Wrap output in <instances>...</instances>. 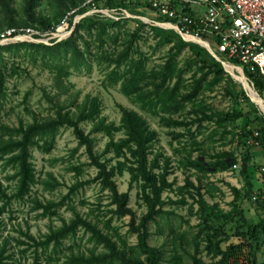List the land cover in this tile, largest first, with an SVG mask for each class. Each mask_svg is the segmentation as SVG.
I'll list each match as a JSON object with an SVG mask.
<instances>
[{
  "label": "trees",
  "instance_id": "16d2710c",
  "mask_svg": "<svg viewBox=\"0 0 264 264\" xmlns=\"http://www.w3.org/2000/svg\"><path fill=\"white\" fill-rule=\"evenodd\" d=\"M40 2L41 0H23L21 11L24 18L18 22L9 0H0V12L5 19L0 25V33L5 30L4 26L14 27L17 30L14 36L24 33L23 29L18 28L31 26L39 34L50 35L65 16L72 27L75 16L84 13L87 10L86 6H94L99 10L126 7V0H91L87 3L86 0H54L56 7L54 18L50 19L36 12ZM138 2L128 0V3ZM145 5L149 7L147 3ZM69 11L73 12L67 14ZM157 18L159 21H172L163 16ZM126 20L129 19L124 16L118 19L111 17L105 19L98 12L81 17L74 24L69 36L59 38L56 42L50 40L51 44L26 40L0 44V110L7 96L6 77L17 73V68L11 66L10 73L6 74V67L1 61L3 50H16L20 47L35 49L34 52L40 57L42 64L55 69V82L60 90L63 77L69 76L72 70L84 69L89 72L93 61H96L98 65L103 64V69L107 70L105 74L107 83L110 86L119 85L123 95L137 104L142 111L157 117L160 126L169 129L168 134L172 140L181 144L180 139L188 135L189 146L183 143L180 147L185 155L180 158L179 165L198 174L196 176L198 185L194 186L192 181L186 178L184 185L173 188L174 181L167 178L172 172V160L161 153L151 156L153 145L158 140V132L150 127L140 113L118 104L120 119L116 125L100 115L101 104L98 98L88 97L81 107H76V112L66 110L64 105L56 102L54 116L27 124L19 122L16 126L0 122V160L3 169L10 167L14 170L10 178L16 180L15 192L11 195H8L0 185V199L3 201L0 213L12 199H23L36 183L32 149L35 147L49 152L54 147L59 129L72 127L78 142L77 147H84L89 159L88 164L97 169L93 181H97L100 189L109 193L110 204L114 205L109 212L117 218L126 215L130 217L129 231L136 234L137 242L128 245L121 236L118 237L120 241L118 242L104 232L96 222L75 212L72 219L68 222L63 221L59 228L51 230L41 241H36L24 233L23 235L32 240L34 245L46 248L52 243L54 248H58L65 238L75 236L78 229H83L89 234V241L94 243V249L88 254L66 256L65 264H164V250L148 243L151 235L149 224L158 223L159 217L166 219L175 215L174 212L164 209V205L167 203L186 205L185 195L188 194V197L196 199L199 204L198 214L201 218V225L192 238L194 250L192 253L185 251L190 264H262L258 262L256 253L260 245L264 244V198L261 197L264 195V163L251 164L249 149L258 146L264 154V114L251 102L241 84L233 80L222 64L204 47L185 40L172 29L148 25L140 20H135L139 23L138 28L129 32L122 28ZM146 27L149 32L145 31ZM146 37L155 40V48L167 46L162 63L155 68H148L149 56L138 44ZM108 41L115 44L113 49L105 48ZM93 47H96L95 50ZM185 50H188L189 54L180 65L179 56ZM229 61L235 64L234 60ZM243 71L254 90L262 96L263 76L258 72H247L246 69ZM188 72L190 80L185 78ZM222 82L225 83L223 90L229 97L232 108L218 112L206 101L205 93L213 92ZM47 97L54 103V97L48 95ZM192 115L195 116L190 117ZM84 121L92 122V128L87 133L80 126ZM205 121L215 125L214 133L222 128L224 135L221 137L229 136L230 142H236V149L240 147L245 150L240 171L243 186L231 187L233 198L229 203L230 209L225 212L220 210L218 205L209 204L204 199L200 192L201 179L209 173L230 170L232 165L237 163V157L234 151L223 150L209 155L211 158L209 161L203 158L207 157V153L202 149L203 143L198 142L196 137L205 130L203 127ZM237 121L240 123L236 129L232 125ZM228 126L230 129H226ZM178 128L182 130L176 132L174 129ZM118 131L122 132L123 137L115 140L114 134ZM93 133H103L109 137L100 154L95 151L96 139L92 136ZM249 139H253L254 142L249 143ZM174 152L178 153L179 149L175 148ZM194 152H197L195 156ZM107 153H112V156L102 158ZM160 158L163 159V166L159 164ZM113 160L115 162L111 163ZM71 169L76 174L81 172L80 166H73ZM124 171L130 175L129 187L136 183L140 188L139 197L146 206V212L138 221L129 206V193L119 192L114 179L117 174ZM57 184L55 181L52 183L45 181L49 188H55ZM75 188L77 186L71 187L70 193ZM165 191L176 192L180 198L164 199L162 195ZM253 195L258 197L253 199ZM68 196L69 194H66L58 202L37 203V207L42 208L41 215H55L57 208ZM253 214L257 216L256 219L252 218ZM105 223L106 227H109V220ZM170 232L176 233L174 229ZM174 239H178L181 245L186 241V235L176 233ZM199 241L204 243L202 250L199 249ZM97 246H102L100 252H95ZM201 251L210 257V262H204L199 254ZM4 252L3 244L0 246V264H6ZM175 254L170 259L171 264H178L181 260V257Z\"/></svg>",
  "mask_w": 264,
  "mask_h": 264
},
{
  "label": "rangeland",
  "instance_id": "374dc122",
  "mask_svg": "<svg viewBox=\"0 0 264 264\" xmlns=\"http://www.w3.org/2000/svg\"><path fill=\"white\" fill-rule=\"evenodd\" d=\"M53 1L41 0L40 5L36 8V12L53 19L56 8ZM89 1L91 0H86V3ZM138 1L140 2H138L139 4H133L128 3V0H126V7L118 6L114 10H99L94 6H86L87 10L79 14V16L83 14L84 16L91 15L98 12L105 19L109 17L118 19L120 16H124L129 20L123 22L122 28L129 30V32L138 28L139 23H136L135 20H140L148 25L163 23L164 26L160 27L168 28L166 27L168 24L164 23V21H159L157 18L159 16L145 5L146 0ZM9 2L10 6L16 12L14 14L16 20L18 22L23 21L24 16L21 11L23 0H9ZM71 12L73 11H69L67 14ZM197 14H200V12L198 11ZM79 16H75L73 22ZM143 19L147 21L144 22ZM4 20L0 12V25L4 23ZM24 28H29L31 32L17 34L15 37L0 40V43L7 44L26 40L30 42H48L51 44L50 40H55L54 42H56L60 37L67 35L72 29L66 16L60 20V24L57 25L56 30L50 33V35L46 33L39 34L31 26ZM3 29L8 30L10 28L4 26ZM144 29L146 32H149L147 27ZM36 34L39 36H35ZM205 37L203 39H206ZM185 40L194 42L190 39ZM154 43L155 40L151 37H146L138 42L141 50L149 56L147 62L148 68L159 66L163 61V56L167 49V46L155 48ZM114 47L115 44L111 41H108L105 45V48L108 50ZM95 48L93 47L92 49L95 50ZM209 48L213 51L211 47ZM34 51L35 49L31 47H20L16 50L2 51L1 61H3L6 67V74L10 73L11 66L17 68V73L7 75L6 77L7 96L0 110L1 123L16 126L19 122L27 124L34 120L54 116L56 110L54 104L56 102L59 105H64L66 110L76 112V107H81L88 97H97L101 104L100 115L104 116L108 121H113L117 125L120 119L118 104H121L140 113L148 121L150 127L158 132V140L153 145L151 156L153 157L161 153L163 156L171 158L172 172L167 178L169 181H174L173 188L176 189L184 185L186 178H189L194 186L198 185V180H196L198 174L194 171L186 170L179 165L180 158L185 155V152L180 147L183 143H187L186 146H189L190 139L188 135L184 139H180L181 144L178 141L172 140L170 134H168L169 129L160 126L157 117L142 111L137 104L133 103L127 96L121 93L119 85L110 86L107 83L105 78L107 70L103 69V64L98 65L96 61H93L92 68L89 72H86L84 69L80 71L71 69L72 71L69 76L62 78L60 90L55 82V69L42 64L40 57ZM188 54L189 51L185 50L179 56V59H181L180 65H182L183 60L186 58L185 56ZM216 55L220 58L219 54L216 53ZM220 59L222 60V58ZM229 65L227 64L230 70L228 71L238 81H241L243 85L249 83V87H253L249 79L244 77L246 76L245 74L243 76L240 71L235 70V66L231 67ZM189 75L190 72L185 74L187 80H190ZM224 85L225 83L222 82L213 92L207 91L205 93L206 101L213 106L214 111L219 112L232 108L229 97L224 93ZM244 86L247 90L246 85ZM47 95L54 97V103L48 99ZM253 99L259 106L258 100L264 103L258 97H253ZM194 116L192 115L190 117ZM238 123L240 122H234L232 127L237 129ZM80 126L87 133L92 128V122L84 121L80 123ZM214 126L212 123L205 121L203 123L205 130L201 135L196 137L198 142L203 143L202 149L207 153V157L203 158L209 161L211 159L208 157L209 155L223 150H231L234 151V155L237 157V163L230 170L209 173L203 177L201 179L200 192L209 204H216L220 210L225 212L230 209L229 203L233 198L231 187L241 188L243 186L244 181L240 171L245 150L240 147L236 149V142H230L229 136L221 137L222 128H219L214 133ZM226 129H230V127L228 126ZM174 130L180 132L182 129L178 128ZM92 136L96 139L95 151L100 154L109 137L103 133H93ZM120 137H123L121 131L114 134L115 140ZM77 143L73 128L62 127L58 131L54 147L49 152H44L35 147L32 149L36 183L31 186L30 192L24 195L23 199H12L4 211L0 213V246L5 245L4 256H6V264H65L66 256L70 254H88L89 251L94 249V243L89 241V234L85 233L83 229H78L75 236L65 238L62 245L58 248H54L52 243L46 248L37 247L33 244L32 240L23 235L26 233L36 241H41L51 230L59 228L63 221L68 222L72 219L75 212L96 222L104 232L110 234L118 242H120L118 239L120 236L126 240L128 245H133L137 242L136 234L129 231L130 217L126 215L117 218L109 212V209L114 207V205L110 204L109 193L107 190H101L99 183L93 181L97 169L93 165L88 164L89 159L84 147H77ZM175 148L179 149L178 153L174 152ZM196 153L194 152L193 155L195 156ZM249 154L251 155V164L264 163V154L260 147H251ZM110 156H112V153H107L102 158H110ZM114 162L115 160L111 163ZM159 164L161 166L164 165L162 158H160ZM73 166H80L81 172L76 174L71 169ZM13 171L10 167L3 169L2 161L0 160V185L8 195L15 192L16 180L10 178ZM114 179L119 192L127 191L129 193V206L136 214V221H138V218L146 212V206L139 197L140 188L137 187L136 183H132L131 187H129L130 175L127 171H124L122 174H117ZM45 181L49 183L55 181L58 184L55 188H49L45 185ZM74 186H77V188L70 193V188ZM190 190L194 193L192 188ZM66 194H69L68 198L57 208L55 215H41L42 208L37 207V203L47 204L48 202H58ZM185 196L187 201L186 205L172 203L164 205V209L174 212L175 215H171L166 219L159 217L158 223L151 222L149 224L151 235L148 243L152 246L161 247L164 250V264H171L170 259L176 255L175 253L181 257L178 264H190V259L185 251L192 253L194 250L192 238L201 225V218L198 214L199 204L196 202V199L188 197V194ZM162 197L164 199L171 198L172 200L180 198L176 192L170 191H165ZM2 204L3 201L0 199V207ZM256 217L253 214L252 218L256 219ZM107 220H109V227H106L105 222ZM171 229H174L176 233H184L186 235V241L180 245L178 239H174L176 233L170 232ZM203 245L204 243L199 241L200 250H202ZM101 249L102 246H97L95 252H100ZM199 254L205 263L211 261L210 257L204 251H201ZM256 257L258 262L264 264V244L260 245Z\"/></svg>",
  "mask_w": 264,
  "mask_h": 264
},
{
  "label": "built area",
  "instance_id": "2783aa9c",
  "mask_svg": "<svg viewBox=\"0 0 264 264\" xmlns=\"http://www.w3.org/2000/svg\"><path fill=\"white\" fill-rule=\"evenodd\" d=\"M146 3L156 15L171 19L169 23L180 33L201 38L226 63L234 60L236 64L232 65L237 70L258 72L264 78V0H146ZM23 30L31 32L29 28ZM16 31L10 28L1 32L0 40L15 37ZM260 97L264 100V84ZM256 197L253 195V199Z\"/></svg>",
  "mask_w": 264,
  "mask_h": 264
},
{
  "label": "water",
  "instance_id": "95a60500",
  "mask_svg": "<svg viewBox=\"0 0 264 264\" xmlns=\"http://www.w3.org/2000/svg\"><path fill=\"white\" fill-rule=\"evenodd\" d=\"M84 16V14L83 15H81V16H79V17H77V19L74 21V24L76 23V22H78V20H80V18L81 17H83ZM141 18V17H140ZM143 21L144 22H146L147 20H144L143 19ZM164 23H169V22H164ZM74 24H73V26H72V29L70 30V32L67 34V35H65V36H63V37H60V38H65V37H67V36H69L70 35V33L72 32V30H73V28H74ZM169 24H171V26H166V27H168V28H171V29H173V30H175L176 32H178L184 39H190V40H192V41H194V42H196V43H198L199 45H201V46H203L217 61H219L221 64H222V66L226 69V63H225V61H223V60H221L207 45V43L206 42H204L201 38H197V37H192V36H189V35H187V34H183V33H180V31H178V29L172 24V23H169ZM155 25L157 26V25H159V26H164L163 25V23H155ZM1 44V43H0ZM227 70V69H226ZM227 72L229 73V75L233 78V80H237V79H235V77H234V75L231 73V72H229L228 70H227ZM241 72V71H240ZM242 74H243V76H244V73L243 72H241ZM245 78H246V76H244ZM237 82H239L241 85H242V87H243V89L247 92V90H246V88H245V86L243 85V83H241V81H238L237 80ZM249 84V83H248ZM252 87V86H251ZM252 89H253V91H254V93L258 96V98H260L261 99V101H263L264 102V100L259 96V94L254 90V88L252 87ZM247 94H248V96L250 97V99H251V101L254 103V104H256L258 107H259V109L261 110V108H260V106L257 104V102L250 96V94L247 92ZM262 111V110H261ZM263 112V111H262ZM264 113V112H263Z\"/></svg>",
  "mask_w": 264,
  "mask_h": 264
},
{
  "label": "bare ground",
  "instance_id": "6f19581e",
  "mask_svg": "<svg viewBox=\"0 0 264 264\" xmlns=\"http://www.w3.org/2000/svg\"><path fill=\"white\" fill-rule=\"evenodd\" d=\"M168 26H171V24H168ZM208 47H210L209 45H207ZM214 51V50H213ZM226 63V62H225ZM227 64H229V63H226V69L227 70H229V68H228V66H227ZM231 65V67H233V65L232 64H230ZM229 65V66H230ZM235 69V68H234ZM235 70H237V69H235ZM230 71V70H229ZM239 71V70H238ZM236 78V77H235ZM237 79V78H236ZM244 85H246V87H247V90H248V93L250 94V96L253 98V97H258L255 93H254V91H253V89L251 88V87H249V85L248 84H244ZM258 102H259V104H260V108L263 110V112H264V103H261L259 100H258Z\"/></svg>",
  "mask_w": 264,
  "mask_h": 264
}]
</instances>
